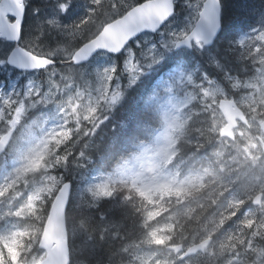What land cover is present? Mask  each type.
Masks as SVG:
<instances>
[{
  "label": "clouds",
  "instance_id": "clouds-1",
  "mask_svg": "<svg viewBox=\"0 0 264 264\" xmlns=\"http://www.w3.org/2000/svg\"><path fill=\"white\" fill-rule=\"evenodd\" d=\"M54 2L71 8L75 0ZM149 2L82 0L83 16L60 29L45 17L20 42L57 55L33 98L0 100V241L21 234L19 264H49L51 250L59 264H264V26L222 41L226 55L215 44L221 24L206 43L177 47L197 20L195 3L185 0L195 14L174 27L180 0H166L171 11L141 25ZM53 32L64 39L49 47L44 37ZM185 50L204 63L180 61L136 95L169 55ZM34 160L40 167L31 168ZM105 202L119 221L93 215ZM55 216L64 226L59 245L45 239ZM153 232L166 242L157 245Z\"/></svg>",
  "mask_w": 264,
  "mask_h": 264
},
{
  "label": "snow or ice",
  "instance_id": "snow-or-ice-1",
  "mask_svg": "<svg viewBox=\"0 0 264 264\" xmlns=\"http://www.w3.org/2000/svg\"><path fill=\"white\" fill-rule=\"evenodd\" d=\"M192 0H189L191 4ZM28 0H0V36H6L9 39H13L18 42V46L14 52L10 55H7L5 63L15 64L19 67L25 69H37L44 70L49 68L51 64L55 63V60L52 57L57 55V52L53 51L46 54H37L35 51L29 50L27 47H21L20 42L24 40V13L27 8ZM196 9L197 20L195 24H192L189 32L181 33L177 39L174 41L175 46H180L181 43L189 44L192 40L197 42H207L211 36L215 35L217 29L220 27V8L221 0H195V4L192 5ZM145 9H147L146 14L140 17V24L143 25L144 21H148V26H151L153 17H162L166 16L169 11H171V6L166 2V0H150L146 4ZM71 8L68 7L67 3L60 5V8H56L55 16L47 21L48 25H52L54 28L60 29L62 25L60 23V10L70 11ZM14 17V19H13ZM43 34V30H41ZM30 35V34H29ZM124 35V32L121 31L119 34L113 33L111 35V41L117 43L119 38ZM28 36V35H27ZM249 38L245 37L240 41L243 45L245 40ZM258 39L264 40V32H261L258 36ZM36 46L39 47L44 41L40 40V37H35ZM107 46V45H103ZM85 57L79 55L78 59L82 60ZM129 71L135 72L136 65L130 64ZM180 83H183L184 73L181 72L180 77L178 78ZM191 80V77H188ZM171 90V89H169ZM8 91L0 90V100H3L5 104H10L12 99L17 96L25 97L27 99L33 98L38 93L37 82L36 80H30L27 86L22 90H12L10 95H6ZM19 103V101H17ZM14 126V122H13ZM227 131V129H226ZM41 165L40 160H34L31 164V168H38ZM28 169H25L27 171ZM47 190V186L37 190L36 194L32 197V201H35L39 198L40 193ZM165 191H170V188L165 187ZM103 194H108L106 189L101 190ZM179 194V190H177ZM64 196L67 195L65 192ZM142 197L149 198L147 193L140 191ZM150 199V198H149ZM32 201L29 202L28 207L32 208ZM64 200H57V207L60 212L64 208ZM56 209H54V212ZM18 214V213H17ZM64 226L62 219L59 216H55L49 224V230L45 232V239L52 240L55 239L57 245H59V240L61 234L63 233ZM21 234L13 233L10 237L4 238L0 241V249L6 248L8 256L5 257L2 250H0V264H7V261L10 259L19 264V245L21 244L20 239ZM152 240L157 245H163L167 237L159 235L157 232L151 233ZM49 264H59V256L55 250H51L49 254Z\"/></svg>",
  "mask_w": 264,
  "mask_h": 264
},
{
  "label": "trees",
  "instance_id": "trees-1",
  "mask_svg": "<svg viewBox=\"0 0 264 264\" xmlns=\"http://www.w3.org/2000/svg\"><path fill=\"white\" fill-rule=\"evenodd\" d=\"M262 1L263 0H221L222 30L215 41V44H218L220 47L219 55H226L224 53V44L222 43V41L227 40L229 38H240L244 34H248L250 31H252L254 26L258 24L259 21H261ZM34 2L37 4L40 1L35 0ZM176 7L180 6L177 5ZM42 19L44 18H42L41 15L36 16L35 14H33L30 5H27L26 15L24 19L25 36L29 34H35L37 22L38 20ZM47 39H52L50 34L44 37V40L48 43ZM56 39L62 40L60 36H57ZM8 45L12 46L11 43H8ZM55 46L56 44H54V46L51 45V47ZM212 50H216L215 46L212 47ZM193 56L194 54L192 52L186 50L176 51L173 54L169 55L167 59L161 65H159L158 68L152 74L149 75V77L145 79L143 88L138 90L136 95L139 96L144 90H147L148 88L152 87L154 83H156L165 74H168L170 70L176 67L178 65V62L180 61H188L192 64H195L196 61L199 60L201 64L204 63V61L199 56H196L195 59H193ZM228 59L231 60V57H228ZM208 71L212 75H215V73L212 72L211 69H208ZM127 109L128 112L125 113L124 118L131 120V117L135 112V107L132 103H130L127 105ZM119 135H124L123 129L119 130ZM100 214H104V219L113 223L120 220V213L116 211H109V204L107 202L102 204L99 209L93 212V215L96 216L97 220H101ZM106 247V244L101 246L100 249L96 252L95 258H103L105 255Z\"/></svg>",
  "mask_w": 264,
  "mask_h": 264
},
{
  "label": "rangeland",
  "instance_id": "rangeland-1",
  "mask_svg": "<svg viewBox=\"0 0 264 264\" xmlns=\"http://www.w3.org/2000/svg\"><path fill=\"white\" fill-rule=\"evenodd\" d=\"M34 1L35 0H28L27 3V5H30L33 14H35L36 16L41 15L42 18H53L55 16L56 6L54 0H39L40 2L37 4ZM192 3H195V0H192ZM177 5L180 6L177 7V14L170 19V21L173 22L174 27H180L184 24H188L189 22H191L192 17L195 14L192 12V9L188 8L187 4H185V0H180V3ZM37 9L39 11H37ZM261 9L262 19L258 22V24L254 26L252 31L254 29L260 28L261 26H264V0L262 1ZM85 13L86 9L82 6V0H75L70 11L67 14L60 15L59 19L62 23L67 24L83 16ZM252 31H250L248 34H244L242 37L251 34ZM143 35L156 36V34L152 33H146ZM50 36L52 37V39H47V44L49 47H51V45L54 46L57 41H60L56 39L57 36H60L61 39H64L56 32L51 33ZM156 38L158 39L159 37L156 36ZM12 48L13 45L9 46L5 40L0 38V58L6 59ZM172 70L175 71L176 67H174ZM43 72L44 70H40L32 74L30 72H25L24 75V72L17 71L14 68H11L9 65H7V63L0 65V90L9 92H11L12 90H22L27 86L30 80H38L43 75Z\"/></svg>",
  "mask_w": 264,
  "mask_h": 264
},
{
  "label": "water",
  "instance_id": "water-1",
  "mask_svg": "<svg viewBox=\"0 0 264 264\" xmlns=\"http://www.w3.org/2000/svg\"><path fill=\"white\" fill-rule=\"evenodd\" d=\"M24 17H25V13H24ZM171 18H172V17H171ZM171 18H170V19H171ZM13 19H14V17H13ZM166 23H167V22H166ZM220 23H221V28H220V30L216 33L215 41H216L217 37L219 36V34H220L221 30H222V4H221V8H220ZM146 33H150V32H146ZM143 34H145V33H143ZM141 35H142V34H141ZM0 38L5 39V40H7L8 42H11V43L14 44L13 49L10 51V53H9L8 55H10L12 52L15 51V49H16L17 46H18V42H17V41H15V40H13V39H9V38L6 37V36H0ZM8 65L11 66V67H14V68H16V69H18V70H20V71H36V70H37V69H25V68H22V67H19V66L15 65V64H11V63H8Z\"/></svg>",
  "mask_w": 264,
  "mask_h": 264
},
{
  "label": "bare ground",
  "instance_id": "bare-ground-1",
  "mask_svg": "<svg viewBox=\"0 0 264 264\" xmlns=\"http://www.w3.org/2000/svg\"><path fill=\"white\" fill-rule=\"evenodd\" d=\"M251 2H252V1H251ZM252 7H254V6H252ZM253 10H254V9H253ZM252 18H253V16H252ZM249 23H250V22H249ZM233 34H234V33H233ZM130 103H131V102H130ZM130 103H129V104H130ZM127 112H128V111H127ZM129 114H130V113H129ZM129 114H128V115H129ZM126 118H127V117H126Z\"/></svg>",
  "mask_w": 264,
  "mask_h": 264
},
{
  "label": "flooded vegetation",
  "instance_id": "flooded-vegetation-1",
  "mask_svg": "<svg viewBox=\"0 0 264 264\" xmlns=\"http://www.w3.org/2000/svg\"><path fill=\"white\" fill-rule=\"evenodd\" d=\"M26 73H27V72H26ZM30 73L32 74V73H36V72H30ZM24 75H25V72H24Z\"/></svg>",
  "mask_w": 264,
  "mask_h": 264
}]
</instances>
